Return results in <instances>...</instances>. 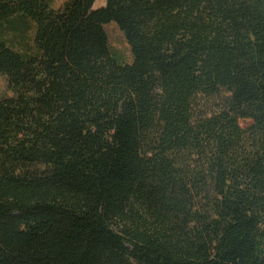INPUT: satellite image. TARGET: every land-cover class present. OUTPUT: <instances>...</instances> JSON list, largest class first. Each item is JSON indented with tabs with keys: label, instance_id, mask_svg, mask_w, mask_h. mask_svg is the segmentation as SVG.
I'll list each match as a JSON object with an SVG mask.
<instances>
[{
	"label": "trees",
	"instance_id": "1",
	"mask_svg": "<svg viewBox=\"0 0 264 264\" xmlns=\"http://www.w3.org/2000/svg\"><path fill=\"white\" fill-rule=\"evenodd\" d=\"M94 2L0 0V264H264V0Z\"/></svg>",
	"mask_w": 264,
	"mask_h": 264
},
{
	"label": "rangeland",
	"instance_id": "2",
	"mask_svg": "<svg viewBox=\"0 0 264 264\" xmlns=\"http://www.w3.org/2000/svg\"><path fill=\"white\" fill-rule=\"evenodd\" d=\"M50 5L57 9L66 0H49ZM105 4V0H95L93 4V9L99 8ZM105 32L107 34L109 47L111 52L119 57L124 62H130L132 59L130 47L124 37V34L117 27V25L113 22H110L104 25ZM8 42L12 44L16 49H24L31 46V31L24 33L23 35H15V34H6ZM13 92L10 90L8 86V82L5 76L0 74V98L3 97H11ZM242 126L245 127L246 123L241 122Z\"/></svg>",
	"mask_w": 264,
	"mask_h": 264
}]
</instances>
